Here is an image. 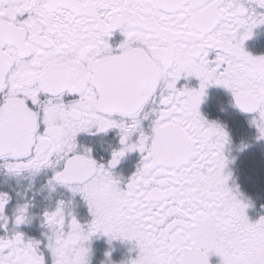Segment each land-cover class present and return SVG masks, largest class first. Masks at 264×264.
I'll list each match as a JSON object with an SVG mask.
<instances>
[{"label": "snow or ice", "instance_id": "obj_1", "mask_svg": "<svg viewBox=\"0 0 264 264\" xmlns=\"http://www.w3.org/2000/svg\"><path fill=\"white\" fill-rule=\"evenodd\" d=\"M260 28L264 0H0V264H264L230 167Z\"/></svg>", "mask_w": 264, "mask_h": 264}, {"label": "flooded vegetation", "instance_id": "obj_2", "mask_svg": "<svg viewBox=\"0 0 264 264\" xmlns=\"http://www.w3.org/2000/svg\"><path fill=\"white\" fill-rule=\"evenodd\" d=\"M246 47L254 54L264 53V28L257 30L254 38L246 42ZM213 96L222 94L213 91ZM231 125L235 144L233 146L232 155L236 157L230 165L233 170L234 179L240 185V189L246 196L250 197L254 202V206L248 209V214L255 219L260 214H264V142L253 143L247 150L243 152L237 151L241 132L244 130V118L237 113H231ZM111 138V133L109 137ZM107 156V153H105ZM137 157L135 154L127 157L120 165L119 170L125 173L131 171L134 167ZM102 245H98L101 247ZM119 252H117V256ZM215 264V258H213Z\"/></svg>", "mask_w": 264, "mask_h": 264}]
</instances>
